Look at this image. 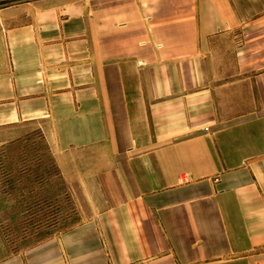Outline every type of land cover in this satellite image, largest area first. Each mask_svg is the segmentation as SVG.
I'll use <instances>...</instances> for the list:
<instances>
[{"label": "crops", "instance_id": "obj_1", "mask_svg": "<svg viewBox=\"0 0 264 264\" xmlns=\"http://www.w3.org/2000/svg\"><path fill=\"white\" fill-rule=\"evenodd\" d=\"M84 1L0 11V131L90 214L0 264H264V0Z\"/></svg>", "mask_w": 264, "mask_h": 264}, {"label": "rangeland", "instance_id": "obj_2", "mask_svg": "<svg viewBox=\"0 0 264 264\" xmlns=\"http://www.w3.org/2000/svg\"><path fill=\"white\" fill-rule=\"evenodd\" d=\"M42 0H0V11ZM84 0H46V12L59 16ZM31 11V10H30ZM25 12H29L26 10ZM56 13V14H55ZM46 119L7 126L0 131V262L21 255L82 223L88 197L64 178L46 140ZM83 209V211H82Z\"/></svg>", "mask_w": 264, "mask_h": 264}]
</instances>
